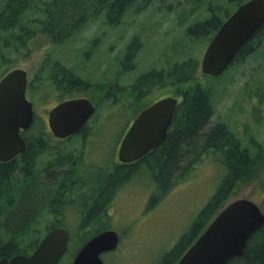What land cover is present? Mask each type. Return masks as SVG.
<instances>
[{
    "label": "rangeland",
    "instance_id": "1",
    "mask_svg": "<svg viewBox=\"0 0 264 264\" xmlns=\"http://www.w3.org/2000/svg\"><path fill=\"white\" fill-rule=\"evenodd\" d=\"M32 2L33 7H28L24 14L26 27L22 30L27 34L23 35L26 39H23L22 44L19 37L13 40L9 33L0 32V77L16 67L28 70L36 85L35 91L39 90V95L34 98H38L40 103L36 110L38 114L45 115V122L49 109L67 98H91L94 95L97 96L96 99L102 98L97 89L93 90L87 85V82L94 84L93 73H98L100 78L102 71H105V76H112L121 70L122 75L118 72L114 82L123 86L128 79L152 66L150 71L162 70L161 75L164 72L165 77L157 82L162 86L158 91L161 95L169 96L179 92L178 89H186L184 82L193 77L194 83L210 89L214 107L210 124L222 121L229 125L240 140V145L250 150L255 160L256 178L237 181L226 197L225 204L238 199H248L264 212V58L257 59L256 56L250 55L242 62L230 65L220 80L203 76L200 72V61L211 37L191 38L185 37L184 34L189 23L193 21H204L211 16L224 20V13L232 9L228 0H134L124 11L120 24L111 26L104 21L102 10H97L96 0ZM176 2L182 6L178 9L171 8L167 12V6ZM179 10L183 11L182 20ZM79 18L83 20L77 29L72 30L74 33L67 39H60V36L70 35L71 26L68 25ZM88 18L89 20H86ZM52 20L59 22L52 24ZM177 22L180 23L178 27H169ZM46 24L50 27L44 30L42 25ZM15 32L18 33V29ZM99 32L102 34L97 39ZM262 35L263 40L259 48L262 46L260 50L264 51V31ZM103 38L105 39L102 41ZM134 39L139 43L140 49L132 61L136 70L128 72L129 62L133 57H127L126 52ZM96 40L97 44L94 50H91ZM107 53L111 59L106 57ZM182 60L190 62L191 68L188 67L187 70L189 74L194 75L180 76V84L175 85L174 77L185 74V69H173V66L179 65ZM63 70H66V73L71 72L70 77L79 76V86L72 87L70 83L69 86L61 79ZM56 79L60 82L58 90L52 85ZM94 91L97 92L93 93ZM129 97L126 90L121 89L120 99L127 101ZM153 99L154 96L149 95L138 100L137 107L131 109L130 118ZM120 116L116 122L103 125L100 122L99 130H115L122 135L129 123L126 122L127 116L123 113ZM38 129H48L47 123L44 128V124L39 121L31 128ZM144 171L145 169L131 178L129 175L120 185V192L112 205L115 213L111 218L91 219L89 223L87 220L82 221V218L77 221L75 211L80 206L73 202L69 204L68 217L55 220L56 212H52L54 218H48L46 225L51 227L57 222L75 231V225L82 227L81 223L84 222V225L88 226L85 232L87 234H94L106 228L113 229L119 233L120 242L112 251L114 253L102 257L105 264H158L162 255L172 249L181 235L191 227L219 187L226 170L222 154L210 151L185 174L176 175L178 177L173 179L164 194L155 193L156 187ZM37 225L42 223L39 221ZM3 227L0 226V230ZM45 233V229L34 231L30 228L27 234L22 236L23 243L18 245L19 249L27 251L31 247L30 241L38 242ZM79 244V240L74 244L68 243L66 252L57 264H70Z\"/></svg>",
    "mask_w": 264,
    "mask_h": 264
},
{
    "label": "trees",
    "instance_id": "2",
    "mask_svg": "<svg viewBox=\"0 0 264 264\" xmlns=\"http://www.w3.org/2000/svg\"><path fill=\"white\" fill-rule=\"evenodd\" d=\"M246 1L228 0V4L232 9L224 13L226 18L240 4ZM96 2L97 10H102L104 21L107 25L111 26L112 24H120L124 11L129 8L134 0H96ZM32 3V0H2L0 3V32L9 33L8 35L13 40L19 37L18 39H21L19 42L22 44L23 39H26L23 35L27 34L25 30H22V28L26 27L24 14L28 7H33ZM181 6L182 4L179 2L171 4L167 6V12L171 8L178 9ZM179 17L181 20L184 18L183 11L180 12ZM82 20L83 18H79L78 20L72 21L68 25L69 27L71 26L70 35L65 37L60 36V39L69 38L74 33L73 31L78 28ZM86 20H89V18ZM224 20L219 19L217 16H211L204 21H193L185 29V37L200 38L207 36L212 38ZM58 22L53 21L52 24H58ZM179 24L177 22L169 27H178ZM47 27L49 28L50 25H42L44 30ZM17 29L19 31L18 33L15 32ZM263 31L264 24L240 48L232 64L242 62L250 55L256 56L257 59L264 58V51L260 50L262 46L259 48L263 40ZM139 47V43L134 39L126 52L127 57H133L129 62V72L136 70L132 61L139 52ZM106 55V57L111 59L109 53ZM179 66L185 69L183 71L185 74L179 75V77L176 76V78L174 77L175 85H177L176 82L178 80H181L182 76L187 77L193 74L188 73L187 68L190 67L188 60L180 61ZM150 68L142 71L146 72L143 75L139 74L136 84H139L145 78L150 79L152 76L157 75L147 72ZM227 70L215 78L220 80L226 74ZM70 73L64 72L62 74H64L68 79V83L72 86H79L81 82L77 78V75L76 77H70ZM184 83L186 89L184 91L179 89V92H181V101L174 111V118L166 133L164 142L133 164L120 166L118 168V176H109L92 204L88 206L86 210L88 212H85L82 218V221L87 220L89 223L91 216L96 215L103 209L112 195L114 188L118 185V177L120 178V184H122L129 175H131L129 177L131 178L133 175H138V173H141L145 169V174L151 177L149 180L156 187L155 193L164 194L170 188L176 175L181 176L185 174L198 160H201L203 155L208 154L210 151L221 153L226 173L219 187L197 215L191 227L181 235L172 249L162 255L158 264H176L183 253L209 224L215 214L225 205L226 197L232 191L236 182L256 178V172H254L255 160L250 150L240 145V140L235 135L234 130L222 121L216 122L213 125L210 124L214 115L210 89L199 83H194L193 77L187 79ZM103 87L101 86V88ZM40 141V138H37L35 140L36 143L27 145V148L21 154V167L18 168L14 160L8 163L0 162V226H4L0 230V260L9 259L18 254L27 255L34 250L39 241L32 242L33 244L30 241L31 247L27 251L20 250L18 246L23 243L21 241L22 236L25 233L27 234L30 228L34 231H42L44 226H47V230L60 227V224L57 222H54L51 227L50 225H46L45 221L50 217L46 216V218H43V215L46 211L55 210L56 204L54 202L59 200V192L68 185V167L70 166V161L67 158H63L59 162H55L53 172L48 171V168H50L48 164L46 165L47 168L39 171V166L34 164V155L36 154ZM56 170H58V173ZM60 174L66 183L61 182V185L58 187L56 185ZM155 196L156 194L151 199L154 200ZM39 221L42 225H37ZM81 224L84 225V222ZM69 230L71 234L70 242L74 244L78 240L80 241L79 246L72 255L73 258L75 252L96 234L84 233L79 228L73 231L69 227ZM112 253L114 252H109L107 255H111ZM227 264H264V224L250 238L243 255L230 260Z\"/></svg>",
    "mask_w": 264,
    "mask_h": 264
},
{
    "label": "water",
    "instance_id": "3",
    "mask_svg": "<svg viewBox=\"0 0 264 264\" xmlns=\"http://www.w3.org/2000/svg\"><path fill=\"white\" fill-rule=\"evenodd\" d=\"M264 24V0H247L229 15L215 32L200 61L205 76L221 75L240 48ZM27 70L14 68L0 78V162L21 153L26 146L20 132L33 122L32 103L26 98ZM177 100L160 99L143 109L125 133L118 157L123 163L141 159L165 140ZM95 111L87 98L63 101L48 112L53 134L63 137L82 128ZM264 224V213L254 202L238 199L224 205L203 233L176 264H227L243 255L250 238ZM69 233L64 228L49 231L30 255L1 259L0 264H57L67 250ZM119 234L105 230L87 240L71 264H104L101 255L116 249Z\"/></svg>",
    "mask_w": 264,
    "mask_h": 264
},
{
    "label": "flooded vegetation",
    "instance_id": "4",
    "mask_svg": "<svg viewBox=\"0 0 264 264\" xmlns=\"http://www.w3.org/2000/svg\"><path fill=\"white\" fill-rule=\"evenodd\" d=\"M101 34L102 33L99 32V35H97V39L101 36ZM96 44H97V40L92 45L91 50L92 49L94 50ZM176 67L180 68L179 65H175L173 66V69H175ZM151 69L152 66L150 70ZM150 70H147V72H149ZM63 71L66 72V70ZM118 72L121 73V70H119ZM118 72L113 73L112 76H105V71H102L100 78L98 73H93L95 76V80L93 81L94 84H90L87 82V85L91 87L93 90L97 89V91L101 93L102 98L96 99L97 96L95 95L92 96L91 98L80 96L89 99L91 103L94 105L95 111L93 115L90 117V119L87 121V123L84 124L81 129L69 133L66 136L60 137L53 134V132L49 130V128L43 129V131L39 129L31 130V128H33L35 124H37L39 121H41L42 124H44V128H45V123L47 122H45L44 119L45 115L38 114L36 110L37 109L36 106L40 105V103L38 102V98L36 99L34 98L39 95L38 94L39 90L35 91L36 85L32 81L33 77L30 76L27 70L28 85L26 90V98L32 103L33 122L29 129L20 132L22 139L26 143V146L23 149V151L27 148L28 144L29 145L33 144L35 140H37V138H40L41 140L40 144H38L39 145L38 149L36 151V154L34 155L35 157L34 164H37V166H39V171L47 168L46 165L48 164L50 166V168H48V171L53 172L54 171L53 166L55 165V162H59L63 158H67L70 161V166L68 167V172H69L68 185L66 187L64 186L65 188L61 192H59L60 198L59 200H56L54 202L56 204V207L54 208L55 210L46 211L45 214L43 215V218H46V216L50 218H54L52 212H56L54 218L55 220L68 217L69 216L68 207L69 204L73 202L80 206L75 211L76 220L78 221L80 218H83L84 213L88 212L86 211L88 206L92 204L93 200L99 194L106 179L111 175H117V174L119 175L118 168L120 166L130 165L134 163V162L122 163L118 157V150L125 133L129 129L131 124L134 122V120L137 118L139 113L143 109L151 105L152 103L165 97H174L178 100V102L181 101V92L173 93L172 96H169L167 94L161 95L162 93L158 91V89L162 86L159 85L157 82L158 80H162L165 77L164 72L161 75L162 70H159L158 72L150 71L149 72L150 74L155 73L157 75L152 76L150 79L145 78L139 84H136V80L139 77V74L143 75L144 73H146V72H139L133 78L128 79L129 81H127L123 86H120L119 84L114 82V79L119 75ZM120 75H122V73ZM77 78H79V76H77ZM102 78L103 80H101ZM61 79L65 80L68 83V79L64 76V74H62ZM107 80L109 81L106 82ZM176 83L177 85L180 84L179 81ZM152 84L153 86H151ZM52 85L55 90H58L60 88L59 79L54 80L52 82ZM101 86L104 87L101 88ZM166 87L168 88V86ZM121 89L126 90V92L130 95L129 100L124 101L123 99H120ZM180 90L184 91V89H180ZM97 91H94L93 93H96ZM172 92H174V90H172ZM149 95L154 96V99L144 104L143 107H141L135 113V115L132 118H130V114L132 113L131 109L133 107L135 108L137 107L136 106L137 101L143 97H148ZM80 97L72 96L63 101L74 98H80ZM63 101H60L54 106H52L49 109V111ZM121 113H123L124 116H127L128 119L126 120V122L129 123L122 135L119 132H115V130L114 131H109L105 129L99 130L100 125L98 124L100 122L101 125L109 122L110 123L116 122L117 119L121 118L120 116ZM37 119H39L38 122L36 121ZM122 121L124 122L125 120ZM47 127H48V123H47ZM22 152L17 154L13 158L9 159L8 161L1 163H8L14 160L16 161V166L18 168L21 167L22 163L20 158ZM56 172L58 173V170H56ZM119 179L120 178L118 177V181H119L118 185L114 188L112 195L110 196L109 200L107 201L103 209L100 212H98L96 215L91 216L90 219L111 218L112 215L115 213V210L112 208V205L114 201L117 199L118 194L120 192L121 184ZM61 182L66 183L60 174V176L57 179L56 186L59 187L61 185ZM75 227L79 228L84 233L87 232L88 230L87 225L78 227V224H76ZM55 228H64L68 231L69 236L71 235L70 230L67 229L65 226L60 225V227H55ZM44 229L46 230V233L52 230V229L47 230V226H44ZM105 230H111V229L106 228L96 232L95 234ZM68 243H71L70 240L68 241Z\"/></svg>",
    "mask_w": 264,
    "mask_h": 264
}]
</instances>
